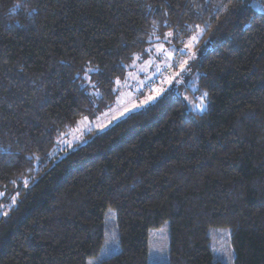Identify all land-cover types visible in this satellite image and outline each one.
<instances>
[{
  "label": "trees",
  "instance_id": "trees-1",
  "mask_svg": "<svg viewBox=\"0 0 264 264\" xmlns=\"http://www.w3.org/2000/svg\"><path fill=\"white\" fill-rule=\"evenodd\" d=\"M197 30L203 113L164 95L49 159L133 56ZM0 188V264H86L109 211L118 252L98 264H147L164 222L165 264H223L220 228L234 264H264V0H0Z\"/></svg>",
  "mask_w": 264,
  "mask_h": 264
},
{
  "label": "rangeland",
  "instance_id": "rangeland-1",
  "mask_svg": "<svg viewBox=\"0 0 264 264\" xmlns=\"http://www.w3.org/2000/svg\"><path fill=\"white\" fill-rule=\"evenodd\" d=\"M200 35L201 32L197 30L196 34L188 39L175 40V35L166 31L163 36L155 38L144 55L133 56L132 62L126 68L125 76L115 84L116 95L112 105L90 118L79 119L74 127L57 137L49 159L57 160L69 149L87 141L91 133L102 132L129 113L146 108L164 95L182 100L186 110L191 113H203L207 102L205 92L198 88L195 66L198 56L195 47ZM167 68L170 70L168 74L165 73ZM89 93L95 94L91 84ZM27 181V178L23 179L21 185L25 186ZM13 201V195L0 188V214L4 215ZM115 226L114 213L109 211L105 215L103 245L96 257L89 258L86 264H98L101 259L118 252ZM168 229L167 222H164L159 228L149 232L147 264H165ZM209 236L214 257L223 264H234L229 230L212 229Z\"/></svg>",
  "mask_w": 264,
  "mask_h": 264
},
{
  "label": "built area",
  "instance_id": "built-area-1",
  "mask_svg": "<svg viewBox=\"0 0 264 264\" xmlns=\"http://www.w3.org/2000/svg\"><path fill=\"white\" fill-rule=\"evenodd\" d=\"M165 73H166V74L170 73V70H169L168 68L165 69Z\"/></svg>",
  "mask_w": 264,
  "mask_h": 264
}]
</instances>
